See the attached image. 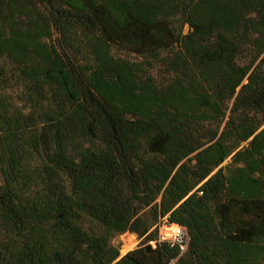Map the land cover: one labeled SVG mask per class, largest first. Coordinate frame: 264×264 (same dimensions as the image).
Listing matches in <instances>:
<instances>
[{"label": "trees", "instance_id": "16d2710c", "mask_svg": "<svg viewBox=\"0 0 264 264\" xmlns=\"http://www.w3.org/2000/svg\"><path fill=\"white\" fill-rule=\"evenodd\" d=\"M0 264H264V0H0Z\"/></svg>", "mask_w": 264, "mask_h": 264}, {"label": "rangeland", "instance_id": "374dc122", "mask_svg": "<svg viewBox=\"0 0 264 264\" xmlns=\"http://www.w3.org/2000/svg\"><path fill=\"white\" fill-rule=\"evenodd\" d=\"M187 30H188V29H187ZM187 30H186V31H187ZM224 163H226V161H225ZM173 226H174V227H178V226L175 225V224L169 226V225L167 224V220H166V219H164V220L162 221V223L159 225V233H160V235L162 236V238H163V239L169 238V239H171V240H173V241H181V240L185 239L186 236H185V232H184L183 229H179V228H178L177 231L172 232V234H168V233H167L168 228H169V227H173ZM130 237H133L134 240H135V246H134L132 249H130V250L135 249L136 247H138L141 243H143V242L145 241V237H140L139 235H137V234L134 233V232L127 231V232H125V233H122V234H119V235L115 236V237L112 239V243H113L115 246L119 247L120 252H121L122 254H124V253H126V252L123 251V247H124V245H125V240L128 239V238H130ZM130 250H128V251H130ZM128 251H127V252H128Z\"/></svg>", "mask_w": 264, "mask_h": 264}, {"label": "bare ground", "instance_id": "6f19581e", "mask_svg": "<svg viewBox=\"0 0 264 264\" xmlns=\"http://www.w3.org/2000/svg\"><path fill=\"white\" fill-rule=\"evenodd\" d=\"M177 231L176 227H169L167 233L168 234H172V232ZM135 246V240L133 237H130L128 239L125 240V245L123 247V251L127 252L128 250L132 249Z\"/></svg>", "mask_w": 264, "mask_h": 264}, {"label": "built area", "instance_id": "2783aa9c", "mask_svg": "<svg viewBox=\"0 0 264 264\" xmlns=\"http://www.w3.org/2000/svg\"><path fill=\"white\" fill-rule=\"evenodd\" d=\"M173 225V224H172ZM175 225H177V224H175ZM170 226V225H169ZM178 227H176L177 229L179 228V229H183L181 226H179V225H177ZM184 230V229H183ZM185 232V231H184ZM161 239H163L162 238V236H161ZM167 239V238H166ZM184 240V239H183ZM173 241V240H172ZM179 242H182V240L181 241H179Z\"/></svg>", "mask_w": 264, "mask_h": 264}, {"label": "water", "instance_id": "95a60500", "mask_svg": "<svg viewBox=\"0 0 264 264\" xmlns=\"http://www.w3.org/2000/svg\"><path fill=\"white\" fill-rule=\"evenodd\" d=\"M128 252H129V251H128ZM128 252H126V253H128ZM126 253L122 254V253L120 252V257L124 256Z\"/></svg>", "mask_w": 264, "mask_h": 264}]
</instances>
